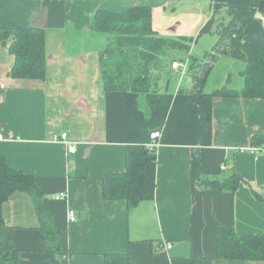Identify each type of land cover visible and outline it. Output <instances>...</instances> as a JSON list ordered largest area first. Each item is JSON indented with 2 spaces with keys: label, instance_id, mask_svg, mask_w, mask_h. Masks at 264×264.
<instances>
[{
  "label": "crops",
  "instance_id": "1",
  "mask_svg": "<svg viewBox=\"0 0 264 264\" xmlns=\"http://www.w3.org/2000/svg\"><path fill=\"white\" fill-rule=\"evenodd\" d=\"M211 2L0 0V28H42L46 49L44 80H16L7 75L13 57L0 43V154L11 168L33 177L60 237L59 253L44 250L30 195L13 193L2 216L12 228L18 264H103L106 254H128L134 264H200L215 257L217 228L264 235V158L243 153L254 136L264 135V99L213 101L212 143L202 169L240 180L234 193L205 194L191 191V153L201 132L197 107L178 92L180 73L171 69L169 81L161 79L156 93L142 97L105 93L101 86L99 55L107 36L95 29L98 10L148 6L153 29L162 37H193L189 53L201 59L218 40L215 25L201 33ZM225 6L245 12L250 0H226ZM258 11L264 17V0H258ZM245 32L244 41L264 46L259 20ZM202 41L204 49L197 50ZM243 70L242 62L220 57L204 93L225 86L240 90ZM155 132L160 133L156 162L147 168L143 200L130 210L122 201H104L101 179L124 170L127 145H147ZM61 134L67 144L52 140ZM71 145L74 153L68 152ZM58 194L65 197L54 199ZM165 242L172 244L170 250L162 248ZM211 264L264 262L213 259Z\"/></svg>",
  "mask_w": 264,
  "mask_h": 264
},
{
  "label": "trees",
  "instance_id": "2",
  "mask_svg": "<svg viewBox=\"0 0 264 264\" xmlns=\"http://www.w3.org/2000/svg\"><path fill=\"white\" fill-rule=\"evenodd\" d=\"M226 0H212L211 17L201 33L211 32L215 25L218 40L201 59L189 53L193 37L168 38L152 27V10L148 6L124 7L119 13L98 10L95 29L107 36V46L99 55L102 90L105 93H129L142 97L156 93L164 62L169 51H184L188 67L182 76L178 92L185 95L198 109L200 142L191 153L190 182L193 193H234L239 180L236 174L220 179L217 174L204 173V152L212 143V105L217 98L264 99V46L244 41L246 27L254 21L258 0H250L248 11L225 6ZM226 15L227 19H224ZM258 20V19H256ZM260 21V20H259ZM261 22V21H260ZM262 23V22H261ZM11 38L9 44L7 40ZM0 43L7 47L13 63L7 73L16 80L43 81L46 75L45 34L42 28H0ZM225 56L244 64L240 90L227 86L204 93L205 83L218 59ZM178 61L173 59L172 62ZM252 145L264 144V135L252 138ZM156 149L147 145L130 144L125 148L124 170L107 173L101 179L104 201H122L128 210L144 198L146 171L155 164ZM221 172V171H220ZM15 192L28 193L32 199L42 231V246L59 253V231L46 209L47 198L40 193L32 176L11 168L0 154V264H18V251L12 245V228L3 220L2 207ZM254 196L262 198L253 192ZM215 260L264 262V235L239 234L232 228L215 231V257L202 258L200 264ZM103 264H134L128 254H106Z\"/></svg>",
  "mask_w": 264,
  "mask_h": 264
},
{
  "label": "built area",
  "instance_id": "3",
  "mask_svg": "<svg viewBox=\"0 0 264 264\" xmlns=\"http://www.w3.org/2000/svg\"><path fill=\"white\" fill-rule=\"evenodd\" d=\"M188 67V62H179V61H174L171 64V69L174 71H177L180 73L181 76L184 75L186 69ZM1 138V137H0ZM160 138V133L159 132H155L152 134L151 136V142L147 144L148 148L150 149H156L158 146V141ZM52 140L53 141H59V142H64L67 144L68 142V138L66 134H61L59 136L55 135L52 136ZM68 152L69 153H74L75 152V147L74 146H70L68 147ZM243 153L254 156V157H263L264 158V144H259V145H252L250 144L246 149L243 150ZM220 170L221 171H225L226 170V166L223 164L222 166H220ZM65 194H58L53 196L54 199H59V198H64ZM69 220L70 222H73L75 220V214L74 212L70 211L68 214ZM162 248L164 250H170L172 248V244L170 242H165L162 245Z\"/></svg>",
  "mask_w": 264,
  "mask_h": 264
},
{
  "label": "rangeland",
  "instance_id": "4",
  "mask_svg": "<svg viewBox=\"0 0 264 264\" xmlns=\"http://www.w3.org/2000/svg\"><path fill=\"white\" fill-rule=\"evenodd\" d=\"M204 36H205V38H210V35H204ZM204 42L205 41H202V43H200V45L197 47V50L198 49H204V45H203ZM194 45H191L192 49H193ZM195 57H197V55H195ZM185 58H187V54L184 51H178V50L169 51L167 53L166 57L163 59L164 62H166V64H168V67L167 66L164 67V70L161 73V79H164L166 81L167 80L169 81L171 79V77L169 76V74H170L169 71H171V65H170L171 60L176 59V60L180 61V60H184ZM180 78H182V76ZM213 83H214V81H213Z\"/></svg>",
  "mask_w": 264,
  "mask_h": 264
},
{
  "label": "water",
  "instance_id": "5",
  "mask_svg": "<svg viewBox=\"0 0 264 264\" xmlns=\"http://www.w3.org/2000/svg\"><path fill=\"white\" fill-rule=\"evenodd\" d=\"M255 18L258 19V20H260L262 22L263 26H264V17L260 13H257L255 15ZM237 178L240 179V176L237 175Z\"/></svg>",
  "mask_w": 264,
  "mask_h": 264
}]
</instances>
